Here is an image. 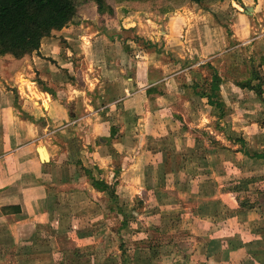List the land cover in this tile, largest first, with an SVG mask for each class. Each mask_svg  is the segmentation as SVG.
Returning <instances> with one entry per match:
<instances>
[{
    "label": "crops",
    "instance_id": "0c3cea01",
    "mask_svg": "<svg viewBox=\"0 0 264 264\" xmlns=\"http://www.w3.org/2000/svg\"><path fill=\"white\" fill-rule=\"evenodd\" d=\"M229 2V31L193 2L81 38L73 17L0 72V264H264V0Z\"/></svg>",
    "mask_w": 264,
    "mask_h": 264
},
{
    "label": "trees",
    "instance_id": "16d2710c",
    "mask_svg": "<svg viewBox=\"0 0 264 264\" xmlns=\"http://www.w3.org/2000/svg\"><path fill=\"white\" fill-rule=\"evenodd\" d=\"M200 3L201 0H191ZM96 11L103 14L111 11L105 0H93ZM204 6V5H203ZM78 12L74 0H0V56L7 55L18 61L39 47L43 36L52 30L61 29L72 21ZM252 78H257L253 72ZM220 78L213 74L208 83L209 89L202 87L198 94L212 101ZM261 78L256 84L246 83L260 97ZM219 114L223 111L222 104L216 101Z\"/></svg>",
    "mask_w": 264,
    "mask_h": 264
},
{
    "label": "rangeland",
    "instance_id": "374dc122",
    "mask_svg": "<svg viewBox=\"0 0 264 264\" xmlns=\"http://www.w3.org/2000/svg\"><path fill=\"white\" fill-rule=\"evenodd\" d=\"M74 2L78 7V12L74 15V17L76 18V23H73L75 29H71L72 38H81L82 35L90 34L91 30L102 27L105 22H112L113 20L116 21L117 19H119L120 21L126 19L128 22L139 20L146 23L149 22V20H152L160 24L164 21L163 16L165 12L173 11L175 8L181 5L190 4L191 2L196 3L195 6L204 5L206 8L207 6L210 7V10L213 9V11L216 12L219 22L222 23V21H225V19H227V16H225L227 12L226 10L230 8L231 4L229 0H201L200 3L191 0H105L106 5L110 7V10H112V12L107 10L101 15L97 13L96 6L93 0H74ZM222 24L226 26V31H229L228 23ZM68 26L69 24L66 25V27ZM224 29L223 27L220 28V32L222 34L225 33ZM257 33L258 32L254 28L251 29L249 35L255 36L257 35ZM99 34L100 31L94 33L92 35V38H100ZM53 36L55 38H63V34L58 32L54 33ZM235 53L237 55L236 58H233L232 56L234 55H232L228 58V60L231 61V57L233 58L234 62H231L232 64L230 65V67L231 69H233V73L239 74L243 69V63H246L247 66L249 65L248 54L250 53H248V49H244L243 47H241V50H235ZM74 54L75 58L73 59L71 65L73 74L72 76H70V78L74 79L73 81L79 84L80 82H84L82 81L85 80L84 76L90 74L91 71H87L86 68L90 67V64L93 60H84L83 55L78 47L76 50H74ZM17 64L18 62L16 63L15 60H0V72L7 74L10 72V69L15 67ZM202 126L204 125L201 124L200 128H202Z\"/></svg>",
    "mask_w": 264,
    "mask_h": 264
},
{
    "label": "water",
    "instance_id": "95a60500",
    "mask_svg": "<svg viewBox=\"0 0 264 264\" xmlns=\"http://www.w3.org/2000/svg\"><path fill=\"white\" fill-rule=\"evenodd\" d=\"M37 150H38L40 156H41L43 159H46V154H45L44 146H43V145H39V146L37 147Z\"/></svg>",
    "mask_w": 264,
    "mask_h": 264
}]
</instances>
